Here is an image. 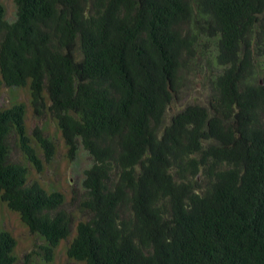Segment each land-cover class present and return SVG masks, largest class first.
<instances>
[{"label": "trees", "instance_id": "16d2710c", "mask_svg": "<svg viewBox=\"0 0 264 264\" xmlns=\"http://www.w3.org/2000/svg\"><path fill=\"white\" fill-rule=\"evenodd\" d=\"M14 3L9 21L0 2V87H27L32 116L56 122L68 157L79 142L91 158L76 201L87 218L67 256L264 264V0ZM198 52L211 69L206 101L167 119ZM38 147L51 160L43 129L27 133L24 103L0 108V201L50 262L75 216L11 157L17 148L40 171ZM15 245L0 229V264H17Z\"/></svg>", "mask_w": 264, "mask_h": 264}, {"label": "rangeland", "instance_id": "374dc122", "mask_svg": "<svg viewBox=\"0 0 264 264\" xmlns=\"http://www.w3.org/2000/svg\"><path fill=\"white\" fill-rule=\"evenodd\" d=\"M0 2L4 5L5 17L12 21L15 18L14 0H0ZM208 46H211L210 43ZM204 56L203 53L198 52L194 62H190L188 68L184 69L180 79V91L167 109V119L188 103L206 101V96L210 92L208 84L211 80V69L204 60ZM258 79H260L259 76ZM18 101L25 105L27 133L31 135L35 126L41 127L44 135H47L54 144V154L51 160L44 161L42 150L37 148L42 159L40 171L31 166L17 148L12 151L11 157L28 167V180L39 182L46 190L62 192L64 195L63 207L67 211H72L75 219L69 237L58 243L50 262L42 259L37 253L40 245L44 244V240L37 234L29 232L18 214L10 210L2 201H0V229L9 231L16 240L14 255L17 264H84L69 258L66 254V248L75 234L76 222L87 218L86 214L77 212L76 201L83 195L82 179L84 170L91 164L90 155L78 142L75 157L73 159L68 157L67 148L56 122L47 113L39 119L32 116L27 87H0V108Z\"/></svg>", "mask_w": 264, "mask_h": 264}]
</instances>
